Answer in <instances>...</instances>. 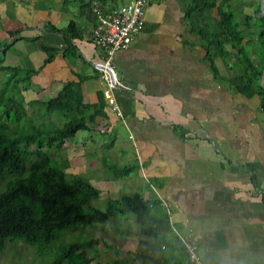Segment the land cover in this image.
Masks as SVG:
<instances>
[{"label":"crops","instance_id":"0c3cea01","mask_svg":"<svg viewBox=\"0 0 264 264\" xmlns=\"http://www.w3.org/2000/svg\"><path fill=\"white\" fill-rule=\"evenodd\" d=\"M37 1H9L15 26L5 30L24 29L20 48L6 53V60L38 69L32 81L40 92L54 96L64 82L80 81L85 101L101 100L89 130L110 136L104 143L117 144L125 163L137 164L132 173L142 184L135 192L167 214L155 223L156 231L139 237L128 231L119 244L101 241L94 264H190L179 235L194 242L205 264H264V115L257 95L230 86L226 61L206 57L200 35L190 30V0H147L144 27L128 49L114 54L117 75L129 87L113 90L115 105L103 94L92 64L98 49L87 35L94 6L108 11L127 0ZM62 1L74 8H61ZM66 7L85 28V38L73 39L75 48L42 27ZM209 14L216 16V7ZM39 42L59 48L46 64ZM117 188L116 180L111 190Z\"/></svg>","mask_w":264,"mask_h":264},{"label":"trees","instance_id":"16d2710c","mask_svg":"<svg viewBox=\"0 0 264 264\" xmlns=\"http://www.w3.org/2000/svg\"><path fill=\"white\" fill-rule=\"evenodd\" d=\"M229 1L190 0V30L200 35L208 59L221 57L226 61L231 87L247 97L258 96L264 115L262 0H240L248 9L236 15ZM212 7H216V16H205L204 11ZM42 27L61 34L67 48H75L73 39L86 36L81 22L73 18L63 26L47 21ZM20 30H7L11 42H0V251L7 240L43 247L58 231L80 224H103L122 214L135 217L138 237L156 231L155 223L167 219L166 211L157 210L159 205L153 208L141 193L134 192L109 198L105 209L90 206L88 200L99 197L101 190L81 176L69 180L62 163L57 162V153L50 154L51 148L62 149L78 131L93 128L91 123L103 103L85 101L80 81L64 82L54 96L26 100L23 92L42 90L32 81L38 69L5 63L10 46L23 39ZM38 47L47 54L43 64L59 50L43 42ZM215 73L217 76L216 68ZM52 116L60 121L55 122ZM103 165L110 170L111 179L126 177L137 167L133 163ZM93 257L87 255L83 243L75 242L62 248L48 264H90Z\"/></svg>","mask_w":264,"mask_h":264},{"label":"rangeland","instance_id":"374dc122","mask_svg":"<svg viewBox=\"0 0 264 264\" xmlns=\"http://www.w3.org/2000/svg\"><path fill=\"white\" fill-rule=\"evenodd\" d=\"M9 1L11 0H0V42L7 41V43H9V39H6L7 35H5L6 30L4 27L9 26L6 28H12L15 26L13 21L9 19L14 12V6L12 2ZM44 1L48 3V6H51V3L54 0H38L37 4H41ZM77 4H79V2ZM228 5L229 8L235 12V15L241 13L242 11L245 12L246 9H248V6L245 7L244 4H241L240 0H230ZM60 6L61 8L64 6L71 7V9L74 8V5L71 3L65 4L63 1L60 3ZM67 7L58 19L52 18V22L57 25H63L71 18L77 19V17L72 15V10L70 11ZM210 11L211 10L204 11L205 16L209 15ZM12 17H15V15ZM46 19L47 17L42 20L40 18L39 22H44ZM38 30L40 29H37V31ZM34 31L35 30L33 29V32ZM29 32H32V30ZM37 33L38 32H34V35ZM19 48V41L15 42V44L10 46L7 53L14 54ZM5 63L13 65L14 61L13 59L11 60L8 58ZM22 63L24 62L22 61ZM31 90L23 92L26 100L50 96L46 91L39 93V91L34 92ZM111 97L113 98L112 94ZM51 118H53L55 122L60 121L55 116H52ZM91 124L92 126L96 125L94 122ZM109 139L110 136L108 138L107 134H98L95 130H80L71 141L64 142L62 149L58 150L56 148H51L49 150L50 154L51 151L55 154L57 153V157L59 158L57 159V162L62 163V167L66 174H68L67 177L69 180H71L72 177L81 176L88 179L94 186L101 190L99 197L88 200V205L99 209H105L108 206L109 198H119L123 195L132 194L135 192V189H139L142 184V180L136 177L137 172H135L129 176L132 177L131 183L125 180L129 177H122L123 179L118 178L116 180L119 188L111 190V186L115 184L116 180H112L111 178L109 180L107 178L108 175H111V172L104 166L105 164L103 165V163L106 162V164L116 163L117 165H123L126 164V161H124L123 156L119 155V146L117 144H114L113 147L110 148L106 143H104L109 141ZM103 178L107 179L108 182L103 181ZM133 178H136L138 182L134 181ZM100 185H109L107 187L108 191L102 190L104 187L100 188ZM138 226L139 225L134 216L131 214H122L111 218L103 224H80L58 231L56 232L54 239H52L48 245L43 247L39 244L25 243L21 240H7L3 250L0 251V264H48L55 259L62 248L75 242L83 243L86 253L96 258L97 253L100 251L99 247L102 245L101 241L105 240L108 243L119 244L120 238L122 236H126V232L129 231V234L136 232ZM108 251H113V248L109 247ZM94 257L90 264H94ZM99 264H112V262L108 260L107 262Z\"/></svg>","mask_w":264,"mask_h":264},{"label":"built area","instance_id":"2783aa9c","mask_svg":"<svg viewBox=\"0 0 264 264\" xmlns=\"http://www.w3.org/2000/svg\"><path fill=\"white\" fill-rule=\"evenodd\" d=\"M146 3L147 0H127L108 11L97 6L92 8L95 23L88 32L87 39L93 43L99 53L98 59L92 64L99 71L100 79L105 85L103 90L105 98L113 105L115 101L111 94L114 89L119 87L129 90L117 75L114 54L118 50L128 49L144 27ZM179 238L185 247L190 264H205L194 242L185 235H179Z\"/></svg>","mask_w":264,"mask_h":264},{"label":"water","instance_id":"95a60500","mask_svg":"<svg viewBox=\"0 0 264 264\" xmlns=\"http://www.w3.org/2000/svg\"><path fill=\"white\" fill-rule=\"evenodd\" d=\"M261 8L264 11V0L261 1ZM261 85L264 88V70L262 72V80H261Z\"/></svg>","mask_w":264,"mask_h":264}]
</instances>
